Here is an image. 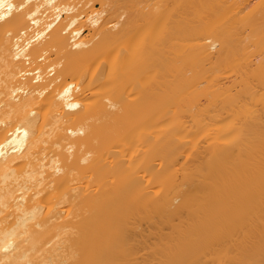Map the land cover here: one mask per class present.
<instances>
[{
    "label": "bare ground",
    "instance_id": "6f19581e",
    "mask_svg": "<svg viewBox=\"0 0 264 264\" xmlns=\"http://www.w3.org/2000/svg\"><path fill=\"white\" fill-rule=\"evenodd\" d=\"M0 264H264V0H0Z\"/></svg>",
    "mask_w": 264,
    "mask_h": 264
}]
</instances>
